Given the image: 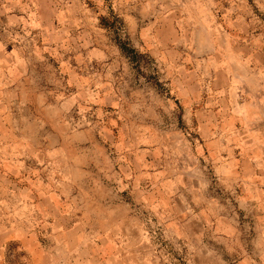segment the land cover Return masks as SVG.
Returning a JSON list of instances; mask_svg holds the SVG:
<instances>
[{
	"label": "rangeland",
	"instance_id": "obj_1",
	"mask_svg": "<svg viewBox=\"0 0 264 264\" xmlns=\"http://www.w3.org/2000/svg\"><path fill=\"white\" fill-rule=\"evenodd\" d=\"M144 2L148 6L140 5ZM156 2L0 0V45L8 51L7 56L0 55V264H30V238L46 252L56 253V243L61 241L57 233L62 231L64 221H56V210L46 198L59 189L73 194L70 218L75 255L71 261L65 258L60 264H186L184 249L166 232L163 216L156 212L160 197L142 198L135 203L134 214L140 223L135 234H122L116 225L103 219V207L118 203L120 198H103L102 181H113L112 174L117 167L123 169V157L130 153V146L141 142L138 134H128L124 141L127 145L118 147L122 139H117L124 134L118 136V128L108 123L113 107L91 102L115 86L104 82L116 79V63L106 65L95 54L86 55L85 47L79 44L90 46L100 37H109L116 44L125 42V15L138 12L147 18L154 16L162 11ZM198 2L195 10H184L183 33L190 36L194 17L201 19L210 45L204 52L193 54L192 38H185L187 57L192 67L199 68V76L206 85L218 78L223 83L219 90L236 96L240 103L232 106L236 109L231 113V121L224 124L228 123L233 130L230 138L239 147L236 152L244 150V174L253 176L255 184L245 181L243 193L248 202L241 205L234 191L224 192L213 184L216 211L231 219L236 231L264 237V0ZM84 28L98 30L100 37L87 36L84 43L79 34ZM67 29L69 36L64 33ZM132 48L138 54L133 62L122 52L129 63L126 82L146 81L162 96H169L154 62L143 50ZM17 62L21 67H15ZM60 62L76 64V80L82 78L86 84L82 81L65 85L62 76L68 78L67 67L58 65L61 78L56 76ZM1 63L9 67L4 69ZM70 93H77L74 95L78 99L65 102ZM251 97L256 104L249 103ZM174 108L178 111L179 107ZM87 123L114 128L110 133L116 140L97 127L96 135L106 151L67 150L72 164L66 167L59 161L56 149L59 130L72 131ZM171 124L188 132V140H192L191 126H185L180 117L166 116L164 126ZM139 169H145L143 163ZM59 175L64 177L59 179ZM67 176H71L72 186L66 183ZM247 185L255 188H246ZM236 231L229 229L234 235ZM134 242L139 243L133 245Z\"/></svg>",
	"mask_w": 264,
	"mask_h": 264
},
{
	"label": "crops",
	"instance_id": "obj_2",
	"mask_svg": "<svg viewBox=\"0 0 264 264\" xmlns=\"http://www.w3.org/2000/svg\"><path fill=\"white\" fill-rule=\"evenodd\" d=\"M198 1L157 0L156 5L162 10L160 13L148 18L138 12L124 17V33L130 45L143 50L154 62L169 91L166 97L158 93L149 82H126L128 59L109 37L101 38L100 32L94 29L84 28L79 32L80 40L84 43L87 36L100 37L92 41L90 46L79 43L85 47L86 55L95 54L104 64L116 63L117 66L116 79L112 83L104 82L115 86L108 89L106 94L100 93L91 102L113 107L108 123L118 128V136L124 134L117 139H122L118 147L127 145L124 141L128 134H138L141 142L134 146L128 145L131 147L130 153L123 157V169L117 167L116 173L112 174L113 181H102L103 198H120L118 203L107 206L102 204L106 210L103 211L104 214L106 212L103 219L110 225H116L122 234L130 231L135 234L140 228L139 219L134 214L135 203L142 198L160 197L161 200L155 204L159 208L156 212L162 214L166 232L184 249L186 264H264V237H251L248 233L236 231V227L230 223L231 219L216 211L217 199L213 196V184L224 192L234 191L236 201L241 205L248 202L243 193V185L247 179L248 183L254 184V177L244 174L247 165L245 152L243 149L236 152L239 147L230 138L233 130L228 123L224 124L225 121H231V113H234L238 103L236 96L223 92V89L219 90L223 83L216 77L206 85L204 78L199 76V68L192 67L187 57V45L183 44L185 38H192L193 54L204 52L210 45L201 19L193 16L190 36L187 32L183 33L181 22L184 10L186 7L195 10ZM140 5L148 6V2ZM140 11L143 12V8ZM64 33L68 36L70 34L68 29ZM4 48V45H0V55L7 56L8 51ZM1 65L4 69L9 67V64ZM58 65L68 69V78L62 76L65 85L82 84V81L86 84L82 78L76 80V64L58 63L56 76L61 78ZM15 67H21V64L17 62ZM208 86L210 89L206 90ZM74 94L70 93L65 102L76 101L78 98ZM252 100L251 97L250 104L255 103ZM175 105L179 107L178 111ZM166 116H178L185 126H191L192 140H188V132L177 126H164ZM97 127L87 123L72 131L61 128L60 140L56 143L59 161L71 167L72 158L66 153L67 150L70 153L77 149L95 148L105 152L106 146L99 141L96 131L99 128L108 138L116 140L110 133L114 128L109 129L107 124ZM60 152L64 157H61ZM141 163L145 169L139 172ZM59 176V179L64 177ZM65 179L72 186L71 176ZM246 188L253 190L255 186L247 185ZM72 195V191L61 192L60 189L48 194L46 199L56 210V221H64L62 231L57 233L61 241L56 243V253H51L41 249L35 239L30 238V264H60L65 258L71 261L75 256L74 225H71L70 218ZM230 228L236 231L235 235L234 232L229 233ZM135 243L139 242L133 245Z\"/></svg>",
	"mask_w": 264,
	"mask_h": 264
},
{
	"label": "trees",
	"instance_id": "obj_3",
	"mask_svg": "<svg viewBox=\"0 0 264 264\" xmlns=\"http://www.w3.org/2000/svg\"><path fill=\"white\" fill-rule=\"evenodd\" d=\"M126 41L125 42H117V45L119 46L120 50L122 52L127 53V56L129 57L130 61H134L135 58L137 57V52L129 45L128 43V39L127 36L125 35ZM146 56L148 57V55L146 54ZM150 59V58H149ZM155 85H159V82H155L153 83Z\"/></svg>",
	"mask_w": 264,
	"mask_h": 264
}]
</instances>
